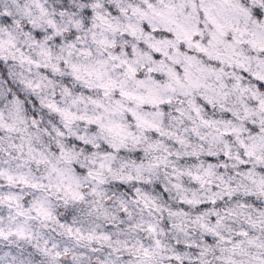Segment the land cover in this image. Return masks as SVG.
I'll return each mask as SVG.
<instances>
[{
    "label": "snow or ice",
    "instance_id": "obj_1",
    "mask_svg": "<svg viewBox=\"0 0 264 264\" xmlns=\"http://www.w3.org/2000/svg\"><path fill=\"white\" fill-rule=\"evenodd\" d=\"M0 264H264V0H0Z\"/></svg>",
    "mask_w": 264,
    "mask_h": 264
}]
</instances>
